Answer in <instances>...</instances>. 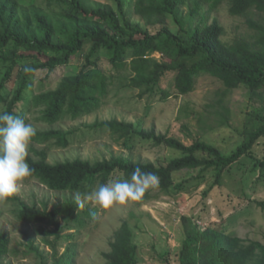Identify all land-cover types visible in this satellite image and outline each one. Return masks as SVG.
Segmentation results:
<instances>
[{"label":"trees","instance_id":"16d2710c","mask_svg":"<svg viewBox=\"0 0 264 264\" xmlns=\"http://www.w3.org/2000/svg\"><path fill=\"white\" fill-rule=\"evenodd\" d=\"M111 1L113 4L106 1L89 7L84 0H0V113L27 121L26 112L34 109L49 124L66 117L75 119L100 107L115 83L118 90H137V98H145L150 106L172 95L166 84L169 74L178 95L193 91L197 76L208 73L222 82L224 92L243 87L251 100L262 98L264 23L251 14L264 12V0H225L230 14L246 17L254 30L252 39L236 38L232 42L221 39L224 28L216 18L207 23L206 15L200 13L204 3L214 8L224 0H134L133 10L140 21L127 15L124 0ZM184 4L192 18L199 16L194 27H186L181 19L172 17ZM75 59L79 60L77 70L58 77L57 71ZM25 67L34 71L26 73ZM219 105L224 123L230 125V111L221 98ZM80 126L92 132H109L122 139L125 146L138 138L179 154L159 165L122 155L51 163L46 148L31 147L27 162L33 173L28 178L37 179L51 190L85 194L96 185L130 179L139 166L158 175V188L164 192L205 182L201 193L204 199L223 188L225 176L238 174L241 181L247 173L255 176L254 189L264 191V103H250L242 138L228 152L205 141L199 131L185 123L182 132L189 142L169 132L160 133L116 118ZM173 128H178L176 122ZM76 129L36 130L32 141L54 140L66 146ZM182 170L189 176L177 182L175 173ZM240 196L264 210V197ZM9 199L15 203V218L37 225L42 242L50 248L40 250L29 240L24 254H34L36 264H74L73 244L66 245L60 254L57 248L60 240L70 236L62 235L72 227L69 222L62 225L60 216L66 211L69 214L73 201L48 209L46 203L41 207L31 205L16 195ZM200 219V213L181 216L184 239L176 253L177 264H264V243L228 233L215 223L202 226ZM73 220L77 225L83 223L82 217ZM9 252L10 238L1 231L0 264ZM103 256L105 264H140L127 220L114 231L110 249ZM161 257L169 264L168 255Z\"/></svg>","mask_w":264,"mask_h":264},{"label":"rangeland","instance_id":"374dc122","mask_svg":"<svg viewBox=\"0 0 264 264\" xmlns=\"http://www.w3.org/2000/svg\"><path fill=\"white\" fill-rule=\"evenodd\" d=\"M33 1L40 0H22L25 3ZM106 1L113 4L111 0H84V3L89 7H96ZM133 1L124 0L127 15L134 21H140V17L134 13ZM188 10V5L184 4L172 17L181 19L186 27H194L199 16L192 18ZM200 13L206 15L207 23L216 18L223 26L224 32L221 35L223 41L232 42L236 38L252 39L254 35V30L247 24L246 17L230 14L225 0L214 8L204 3ZM251 17L264 23V12L253 11ZM154 55L158 57L159 53L156 52ZM78 61L72 60L59 69L57 76L77 70ZM171 78L172 74H169L166 84L172 95L165 100L154 101L150 106H147L145 98H137V90H118L115 83L103 98L100 107L75 119L66 117L49 124L41 120L39 113L34 109L27 111L26 123L32 124L36 130L77 128L66 146L57 145L54 140L31 141L28 151L31 147L46 148L47 160L51 163L74 158L96 161L110 158L112 155H122L133 160L152 161L159 165L179 154L163 145L155 146L138 138H134L125 146L122 139H116L115 135L109 132H92L80 126L95 120L116 118L131 121L144 128H154L160 133L169 132L189 142L190 139L182 132V124L185 123L190 129L199 131L205 141L228 152L242 138L241 132L250 103L254 105L264 103V90L262 98L255 97L253 100L243 87L224 92L222 82L208 73L197 76L193 91L178 95L174 93ZM35 83H39V79L35 78ZM220 98L223 106L230 111V125L224 123L219 113L223 111L219 105ZM175 122L178 125L176 129L173 128ZM259 148L263 153L262 147ZM188 176V172L182 170L176 172L174 177L178 182ZM207 179L209 180V177ZM240 179L238 174L232 177L225 176L223 188L212 191L204 199L201 193L206 183L202 182L185 189L172 187L168 192L160 191L159 188L150 189L149 197L138 202L115 205L108 210L98 209L87 200L80 208L75 199L77 193L51 190L35 178H26L21 182L15 195L31 205L41 207L46 203L48 209L56 204L65 205L68 201H73L69 214L66 211L60 216L62 225L69 222L72 227L64 230L62 235L70 236L60 240L57 248L60 254L66 245L73 244L74 264H105L103 252L110 249L113 233L124 220L129 222L133 230L140 264H167L162 255L169 256V264H177L176 253L184 239L181 222V216L184 214L200 213L199 223L202 226L215 223L219 227H225L228 233L264 243V210L240 196L246 194L248 197L262 198L264 191L254 189V175L247 173L241 181ZM96 187L97 185L94 188ZM78 194L83 199L84 194ZM14 208L13 200L0 201V232H5L10 238V252L5 257L4 264H36L34 254H24L25 244L32 240L40 250L50 251V248L42 242L41 234L37 233V225L24 223L15 218ZM76 217H82L81 225L75 224L73 219Z\"/></svg>","mask_w":264,"mask_h":264},{"label":"clouds","instance_id":"9594fccd","mask_svg":"<svg viewBox=\"0 0 264 264\" xmlns=\"http://www.w3.org/2000/svg\"><path fill=\"white\" fill-rule=\"evenodd\" d=\"M24 71L29 73L34 69L25 67ZM35 136L36 129L25 119L7 112L0 113V201L12 198L19 184L32 175L27 156L28 146ZM158 187V175L137 166L130 179L100 184L85 193L83 199L78 193L75 199L80 208L87 200L98 209L108 210L115 205L141 201L146 192Z\"/></svg>","mask_w":264,"mask_h":264}]
</instances>
